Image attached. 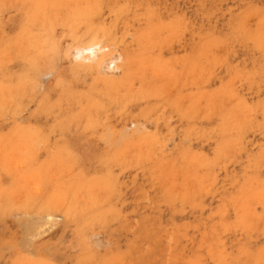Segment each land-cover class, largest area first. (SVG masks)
Wrapping results in <instances>:
<instances>
[{
	"label": "rangeland",
	"instance_id": "374dc122",
	"mask_svg": "<svg viewBox=\"0 0 264 264\" xmlns=\"http://www.w3.org/2000/svg\"><path fill=\"white\" fill-rule=\"evenodd\" d=\"M0 264H264V0H0Z\"/></svg>",
	"mask_w": 264,
	"mask_h": 264
},
{
	"label": "bare ground",
	"instance_id": "6f19581e",
	"mask_svg": "<svg viewBox=\"0 0 264 264\" xmlns=\"http://www.w3.org/2000/svg\"><path fill=\"white\" fill-rule=\"evenodd\" d=\"M26 229V228H25Z\"/></svg>",
	"mask_w": 264,
	"mask_h": 264
}]
</instances>
